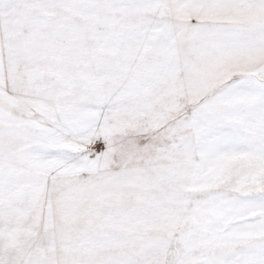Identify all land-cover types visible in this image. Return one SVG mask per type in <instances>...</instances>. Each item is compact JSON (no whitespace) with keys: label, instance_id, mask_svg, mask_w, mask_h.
Returning a JSON list of instances; mask_svg holds the SVG:
<instances>
[{"label":"snow or ice","instance_id":"6c2138e0","mask_svg":"<svg viewBox=\"0 0 264 264\" xmlns=\"http://www.w3.org/2000/svg\"><path fill=\"white\" fill-rule=\"evenodd\" d=\"M0 264H264V0H0Z\"/></svg>","mask_w":264,"mask_h":264}]
</instances>
